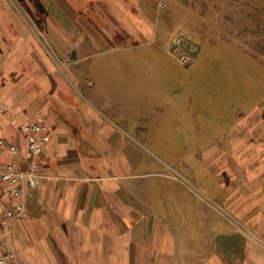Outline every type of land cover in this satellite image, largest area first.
<instances>
[{
	"label": "crops",
	"instance_id": "1",
	"mask_svg": "<svg viewBox=\"0 0 264 264\" xmlns=\"http://www.w3.org/2000/svg\"><path fill=\"white\" fill-rule=\"evenodd\" d=\"M202 2L0 0V138L17 146L0 166L31 167L23 123L51 135L34 186L0 183L23 206L0 254L264 264V49L246 51L238 16L235 35L200 31ZM178 34L198 47L188 67L166 51Z\"/></svg>",
	"mask_w": 264,
	"mask_h": 264
},
{
	"label": "rangeland",
	"instance_id": "2",
	"mask_svg": "<svg viewBox=\"0 0 264 264\" xmlns=\"http://www.w3.org/2000/svg\"><path fill=\"white\" fill-rule=\"evenodd\" d=\"M209 0H206L208 2ZM213 1L215 12H206L204 9L205 0L202 4H198V10L202 9L199 17L195 19L197 25L202 32H209L212 29L217 34L219 33H229L234 34L237 30V16L241 24L239 25V34L245 39L246 51H252V38L261 40V51L264 49V0H210ZM199 3V2H198ZM238 7V14H237ZM243 7L244 11L240 13V8ZM201 11V10H200ZM179 31H188V30H179ZM178 31V32H179ZM189 33V32H188ZM191 33V32H190ZM243 33V34H242ZM199 34V33H198ZM201 35V34H200ZM188 35L178 34L175 39L171 42L169 41L167 52L173 54L175 49V44L180 45L182 50L186 51V48L189 46L187 41H182L180 37ZM202 36V35H201ZM203 38V36H202ZM171 39V38H170ZM180 40V44L176 43ZM176 58L180 61L179 57L174 54ZM178 61V62H179ZM181 66L188 67L189 63L179 62Z\"/></svg>",
	"mask_w": 264,
	"mask_h": 264
},
{
	"label": "built area",
	"instance_id": "3",
	"mask_svg": "<svg viewBox=\"0 0 264 264\" xmlns=\"http://www.w3.org/2000/svg\"><path fill=\"white\" fill-rule=\"evenodd\" d=\"M182 41H187L189 45L186 51L182 50L180 45L175 44V49L173 51L180 61L184 64L190 63L194 55L196 54L198 47L193 44V39L191 36L180 37ZM176 43L180 44V40ZM6 109V108H3ZM21 132L24 134L27 140L28 150L31 154V167L28 171L20 170L15 164L8 163L5 166H0V183L7 182L14 184L19 179H27L31 186L35 185V174L34 171L37 169V157L42 152L44 145L50 140V129L44 123L36 122H25L20 127ZM0 146H6L10 151L15 152L17 146L14 143H8L3 138H0ZM16 194H18L17 189L14 188ZM23 212V206H18L17 211L13 212L5 208L0 202V232L5 227V218H12L14 216H20ZM3 247V240L0 238V251ZM0 264H20L17 253L15 251H9L4 254H0Z\"/></svg>",
	"mask_w": 264,
	"mask_h": 264
}]
</instances>
